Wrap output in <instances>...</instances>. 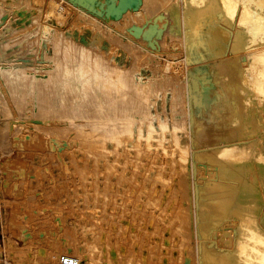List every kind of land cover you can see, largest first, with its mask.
I'll return each mask as SVG.
<instances>
[{
  "label": "rangeland",
  "instance_id": "rangeland-1",
  "mask_svg": "<svg viewBox=\"0 0 264 264\" xmlns=\"http://www.w3.org/2000/svg\"><path fill=\"white\" fill-rule=\"evenodd\" d=\"M203 1L0 0V264H264V1Z\"/></svg>",
  "mask_w": 264,
  "mask_h": 264
},
{
  "label": "bare ground",
  "instance_id": "bare-ground-1",
  "mask_svg": "<svg viewBox=\"0 0 264 264\" xmlns=\"http://www.w3.org/2000/svg\"><path fill=\"white\" fill-rule=\"evenodd\" d=\"M259 1V3H261L262 1H264V0H258ZM203 3H204V8H203V10L202 9H200V8H197V11H196V13H198V14H202V15H204V16H207L205 13H208V12H212L214 9H218L220 6H221V0H204L203 1ZM194 9V7H193V5L189 8V10H193ZM212 10V11H211ZM202 15H201V17H202ZM221 36H222V34L219 32V29L216 31V32H211V33H209V35L206 37V39H207V43L208 44H213V45H217L218 46V44H219V42L221 41ZM87 52H88V50H87ZM67 59V61H69V59L68 58H66ZM89 61V60H88ZM86 62V61H85ZM96 64V63H95ZM94 66V65H93ZM98 69H100V68H98ZM58 66H52L51 68H50V74H49V78H48V84H53V85H56L55 84V82L57 81V79H58V76H57V72H58ZM71 75L70 74H67V73H64V80L63 81H66V80H72L71 79ZM80 82L81 81H84L85 79H86V77H84V75H81V77H80ZM78 80H79V77H77L76 79H75V81H77L78 82ZM89 83V82H88ZM128 84V83H127ZM13 90H14V92H16V93H23V91L22 90H19L18 88H12ZM138 91V90H137ZM81 93H83V94H81V96L82 95H85V94H88V91H82ZM126 99V98H125ZM111 100V99H110ZM116 102V101H115ZM98 104H99V102H97ZM94 104H96V103H94ZM116 104V103H115ZM118 104V103H117ZM101 105V104H100ZM101 106H103V105H101ZM107 106V105H106ZM109 107V106H108ZM108 110V109H107ZM103 111V110H102ZM84 113V112H83ZM94 114V113H93ZM106 114V113H105ZM104 114V115H105ZM109 114V113H108ZM95 115H96V112H95ZM95 115H93L94 117H95ZM116 115V114H115ZM101 116H102V113H101ZM107 116V115H106ZM109 116V115H108ZM23 151H25V150H23ZM21 153V152H20ZM24 153H26V152H24ZM23 153V154H24ZM21 155V154H20ZM26 154H24V156H25ZM22 156V155H21ZM23 157V156H22ZM20 161V160H19ZM33 166V165H32ZM35 167H37L36 165H35ZM34 167V168H35ZM23 168V167H22ZM18 169V168H17ZM28 169V168H27ZM30 169V168H29ZM36 169V168H35ZM19 170H20V168H19ZM39 170V169H38ZM37 170V171H38ZM21 171V174H23L22 173V170H20ZM19 171V172H20ZM35 171V170H34ZM26 174V173H25ZM25 174H23V175H25ZM27 174H29V173H27ZM33 175V174H32ZM20 176V175H19ZM24 176H22L21 178H23ZM33 177V176H32ZM32 177H30V179L32 178ZM27 178V177H26ZM24 179V178H23ZM33 179V178H32ZM29 180V179H28ZM21 181H23V180H21ZM20 181V182H21ZM26 182V181H25ZM22 183V182H21ZM23 183H24V181H23ZM22 183V184H23ZM21 185V184H20ZM24 185V184H23ZM22 186V185H21ZM26 186H27V184H26ZM31 186V185H30ZM32 187V186H31ZM30 187V188H31ZM16 188H17V186H16ZM23 188V187H22ZM21 188V189H22ZM27 189V188H26ZM28 191V190H27ZM70 255V254H69ZM73 256V255H72ZM74 257H76V256H74ZM77 258V257H76ZM61 259V258H60ZM78 259V258H77ZM79 260V259H78ZM79 262H80V260H79Z\"/></svg>",
  "mask_w": 264,
  "mask_h": 264
},
{
  "label": "built area",
  "instance_id": "built-area-1",
  "mask_svg": "<svg viewBox=\"0 0 264 264\" xmlns=\"http://www.w3.org/2000/svg\"><path fill=\"white\" fill-rule=\"evenodd\" d=\"M60 264H80L79 260L72 255H62Z\"/></svg>",
  "mask_w": 264,
  "mask_h": 264
}]
</instances>
